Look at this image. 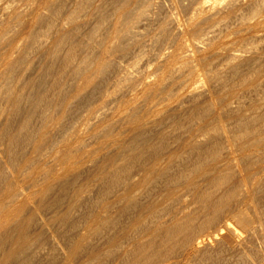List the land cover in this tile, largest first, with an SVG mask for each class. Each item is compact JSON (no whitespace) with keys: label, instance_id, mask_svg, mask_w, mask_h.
<instances>
[{"label":"bare ground","instance_id":"6f19581e","mask_svg":"<svg viewBox=\"0 0 264 264\" xmlns=\"http://www.w3.org/2000/svg\"><path fill=\"white\" fill-rule=\"evenodd\" d=\"M164 1L0 0V264H264V0Z\"/></svg>","mask_w":264,"mask_h":264},{"label":"rangeland","instance_id":"374dc122","mask_svg":"<svg viewBox=\"0 0 264 264\" xmlns=\"http://www.w3.org/2000/svg\"><path fill=\"white\" fill-rule=\"evenodd\" d=\"M164 1V0H163ZM167 1H169V0H167ZM165 3H166V0L164 1ZM168 3V2H167ZM145 27V26H144ZM143 27V28H144ZM149 29V30H148ZM150 31L151 32V30H150V28L148 27V26H146L145 27V29H143V31H145V33H146V35L145 36H143V38H144V40H145V42H147L148 41V39H149V36H151L150 34H149V32L148 31ZM147 38V40H146V38ZM181 38H187V35H185V37H184V35L183 36H180ZM168 44L169 43H167L166 44V46H168ZM131 55L133 56V54H130V55H125V56H121V57H119V59L122 61V63H130V65H133V63H134V61H132V57H131ZM36 57H33L32 59H35ZM134 60V59H133ZM29 63V62H28ZM145 64L146 63H144V64H142L141 66H140V69H146V67H148V68H150L151 66L149 65V64H151V63H147L146 64V66H145ZM135 65V64H134ZM133 65V66H134ZM152 65V64H151ZM144 68H143V67ZM15 77H16V80H15ZM14 77V80H13V83H15L16 81H18V79L20 78V74H16V76ZM112 89H113V87L112 86H110V88H109V90H108V92L110 91V93H108L107 95H104V96H101V97H98V98H94L92 101H91V103H89L88 105H86L85 107L84 106H81V108H82V111H81V108H77V109H80V110H78V111H74V109H75V107H74V105H73V101L75 100L74 99V96H71L70 98H69V100H68V103H66V105L64 106V110H63V112H62V116L59 118V120H58V122H60V124L62 123V124H64L63 125V129L62 130H64V131H60V130H58V129H56L55 128V136H53V140L51 141L53 144H60L59 143V140H60V142H61V144H62V142H66V137H68V136H70V135H74L73 136V138H68V139H72V140H74L73 141V144L74 145H80V143H81V147H80V149H79V155L84 159V160H86V162L90 159V158H92V157H94L96 154H98V153H100V149H101V147L103 148L104 146V148L102 149V151L103 150H105L107 147H108V144H106V141H107V143L109 142V140L108 139H105L104 137H102L99 133L98 134H96L97 132L96 131H98V130H92V129H95L96 127L94 126V124H95V117H94V114H90L89 113V109H91V108H93V109H95L94 111H97L98 110V112L99 111H102V110H104V111H106L107 112V114L109 115H107V118H110V120H113V119H115L116 118V116H117V111H116V109L119 107V105H120V99H118L119 98V96L118 95H115V94H111V91H112ZM134 90V92H135V88L133 89ZM132 90V91H133ZM131 91V90H130ZM134 92H133V95H134ZM128 93H130V94H132V92H129L128 91ZM129 94V95H130ZM115 95V96H114ZM137 95H139V96H137ZM137 95H135L136 96V98H133L134 99V101H139V100H141V95L140 94H137ZM134 96V97H135ZM107 99V100H106ZM137 99V100H136ZM105 100V101H104ZM154 101V100H153ZM102 102V103H101ZM117 104H116V103ZM106 103V104H105ZM151 103H152V101L151 102H148V104H146V105H151ZM100 104V105H99ZM107 105V106H106ZM118 105V106H117ZM91 107V108H90ZM100 108V109H99ZM102 108V109H101ZM116 108V109H115ZM115 109V111L113 112V110ZM95 113H97V112H95ZM114 113V114H113ZM116 113V114H115ZM89 116H90V118H89ZM93 118H94V120H93ZM88 120V121H87ZM86 122H87V124H86ZM88 122H89V124H88ZM92 125V126H91ZM64 126H66V127H64ZM69 126H70V128H69ZM90 126V128H86V127H89ZM73 128V130H72V128ZM87 129V130H85V129ZM89 129V130H88ZM97 129V128H96ZM83 130H85V132L83 131ZM118 130H120L119 128H117L115 131H118ZM77 131V132H76ZM87 131V132H86ZM65 132H66V134H69V135H67L66 136V134H65ZM83 132V133H82ZM61 133V134H60ZM62 133H64V136H66L65 138H64V136H63V134ZM76 133H77V135H76ZM79 133V134H78ZM82 133V134H81ZM53 134V135H54ZM60 135V136H57V135ZM81 134V135H80ZM100 135V136H99ZM63 136V137H62ZM76 136V137H75ZM78 136H80V138H81V141L82 142H80V141H78ZM100 137H102V138H100ZM64 138V139H63ZM76 138V139H75ZM94 138V139H93ZM99 138V139H98ZM98 139V140H97ZM102 139V140H101ZM104 139V140H103ZM55 140V141H54ZM71 140V141H72ZM80 140V139H79ZM94 140H96V142H94ZM100 140V141H99ZM58 141V142H57ZM77 141V142H76ZM88 141V142H87ZM92 141V142H91ZM46 143V144H42L43 146H42V151H44V152H47L48 151V147L49 146H51L52 145V143ZM57 142V143H56ZM64 142V143H65ZM78 142H80L79 144H78ZM86 142V143H85ZM94 142V143H93ZM99 142H100V146H99ZM90 143V144H89ZM96 143V144H95ZM97 143H98V146L99 147H97ZM102 143V144H101ZM105 145H104V144ZM51 144V145H50ZM94 144V145H93ZM85 145V146H84ZM104 145V146H103ZM48 146V147H47ZM92 146V147H91ZM89 148V149H88ZM92 148H97V149H93L92 150ZM86 149V150H85ZM46 150V151H45ZM91 150V151H90ZM84 151H86L85 153H84ZM87 151H88V153H87ZM90 151V152H89ZM83 152V153H82ZM96 152V153H95ZM82 155H81V154ZM84 154V155H83ZM89 156H88V155ZM95 154V155H94ZM84 156V157H83ZM88 156V157H87ZM33 162V160H29V161H26L23 165H21L19 168H15L13 171H14V175L16 176V178L18 179H20L19 180V182H20V184H21V187H23L24 189H31L32 188V177L34 176V174H36V169H34V164H33V166H32V163ZM34 163H35V160H34ZM34 169V170H33ZM31 172V174H30V172ZM32 171H34V173L32 172ZM28 174V175H27ZM27 175V176H26ZM27 177L28 178V181H27V178H25V177ZM29 178H31V179H29ZM21 179H23V180H21ZM31 182V183H30ZM31 187V188H30ZM248 206V208H249V205L247 204L246 206H245V210H248V208H246ZM250 209V208H249ZM229 218V219H228ZM227 218V221H229L231 224L234 222V220L231 218V217H228ZM231 219V220H230ZM233 224H235V222L233 223ZM236 225V224H235ZM176 254V253H175ZM179 256V257H178ZM170 260V261H169ZM180 260H181V255H180V253H179V255H174V254H172V257H170L169 259H168V261L169 262H173V263H180Z\"/></svg>","mask_w":264,"mask_h":264}]
</instances>
